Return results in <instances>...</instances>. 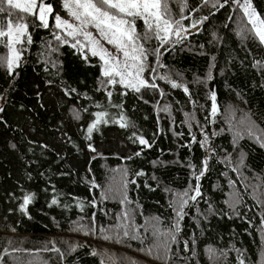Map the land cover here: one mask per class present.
Here are the masks:
<instances>
[{
	"label": "trees",
	"instance_id": "16d2710c",
	"mask_svg": "<svg viewBox=\"0 0 264 264\" xmlns=\"http://www.w3.org/2000/svg\"><path fill=\"white\" fill-rule=\"evenodd\" d=\"M44 2L53 8L47 29L36 16L12 10L13 20L25 16L32 43L17 45L21 61L13 76L0 68V264H165L156 258L164 240L167 264H264V46L247 31L242 9L232 0L223 8L212 7L214 0H167L173 19L190 18L182 21L188 31L163 47L154 33L143 39L146 28L137 19L146 63L157 69L144 77H155L157 89L136 93L119 84L102 89L99 58L85 49V59L70 37L61 45L53 35L56 15L70 19L64 0ZM252 4L264 18V0ZM8 19L0 13L5 31ZM8 55L0 44V56ZM67 88L76 92L66 96ZM106 91L135 127L101 124L87 139L95 112L119 116ZM205 159L201 195L184 197L179 219V196L195 195L193 172ZM26 193L33 200L25 213ZM178 221L172 242L164 234L175 232Z\"/></svg>",
	"mask_w": 264,
	"mask_h": 264
},
{
	"label": "snow or ice",
	"instance_id": "6c2138e0",
	"mask_svg": "<svg viewBox=\"0 0 264 264\" xmlns=\"http://www.w3.org/2000/svg\"><path fill=\"white\" fill-rule=\"evenodd\" d=\"M210 0H203V3L207 4ZM229 0H214L212 2V7L223 8L228 4ZM236 3L243 11L245 17L247 18L248 24L251 28L247 31L253 35V38L258 40L261 46H264V18H261L260 14L253 7L252 0H232ZM63 7L67 10L69 16L76 21L75 24L63 19L60 15L55 16V29L58 32H54L53 35L61 45L69 44V40L65 37H70L73 41L70 46L72 48H78L81 55L85 59L88 57L84 55V50L91 54L93 57H98L101 63V77L100 85L104 89L107 86H115L117 84L121 85L124 89L130 90L136 93L141 92L144 88L157 89V84L155 83V77L151 79L145 78L144 73L150 71L155 73L157 69L155 67H150L146 61L148 59V50L140 43L141 37L136 31L135 23L137 19L143 20L146 31L143 36L144 40L152 38L154 33L155 39L160 42V46L163 47L164 44L170 42V37L175 35L176 37H181L182 33L188 31V28L182 23L183 19H189L188 16H181L180 19H173L171 12L168 7L167 0H64ZM186 5H181V13L184 12ZM13 9H18L21 13L34 15L40 22V26L47 29L49 28L48 17L53 12V8L50 4L44 2V0H0V13L7 12L8 14V24L7 31L4 30L3 22L0 20V38L7 37V40L0 39V44H5L8 48L9 55L7 57L0 56V68H6L9 76L14 75L15 68L20 66L21 61V48L17 45L24 43L31 44L32 37L28 33V24L25 23V16H18L16 20L12 19L14 15ZM38 10V14H37ZM207 17H202L200 21L193 20L192 27H196L197 23H202ZM89 27L95 28L96 33L99 37L93 35L92 32L87 31ZM63 33V36L59 34ZM238 35H243V33H238ZM82 38V39H81ZM112 45L116 52L122 54L123 59L119 55H114L109 52L101 43V41ZM157 55V64L163 67L159 63V48L155 50ZM214 59V58H213ZM257 66H261L257 62ZM160 79H164L171 84L172 88H183V91L188 94L189 89L183 84H178L171 80L167 75L160 76ZM211 73L208 75L210 80ZM66 96H70L72 93L76 92L74 88H67L64 90ZM127 91L121 93V95H126ZM163 94V93H161ZM106 96L108 98V106L120 109L118 118L116 116L110 115L109 112L104 109L95 112L94 120L88 125L86 129V138L91 139L92 133L99 130V125L115 123L121 128L135 127L123 114V106L120 104H115L112 100L113 92L106 91ZM85 99H90L85 95ZM212 113L214 114L217 110L216 106V95L213 92L211 94ZM98 109H103V105L95 104ZM4 109L0 107V112ZM74 118L79 120L81 118L80 112L73 109ZM87 111V109H84ZM163 111H168L164 108ZM187 115V114H186ZM190 127V126H189ZM135 135V134H134ZM141 145L151 147L147 140L142 137H136ZM193 142H196L193 136ZM207 137H205L204 142L201 143V147L207 142ZM264 146V145H262ZM91 151H95L91 145H89ZM140 153H136L139 155ZM208 161L205 159L203 161L204 168L198 172H193V177L196 180V184L192 189L195 191V195L189 196L188 191L183 192L179 196V209L176 215L179 219L183 218V208L187 205L188 199L195 201L200 193V179L204 176L207 170ZM137 175H144L143 172L137 173ZM135 183V181H131ZM95 186V185H93ZM192 186L190 185V188ZM188 197V199H184ZM33 195L25 194L23 196V202L20 204V210L22 212L27 211L28 205L32 202ZM127 201V196L125 195L121 203ZM239 202V201H237ZM58 203L56 198L51 201L52 205ZM125 218L127 214L125 213ZM264 224V221H262ZM175 232H169L164 235L171 236V241L175 242L176 232H179V221L174 226ZM78 230H84L85 234H88V230L81 226ZM101 231H104L103 229ZM125 237H129V232H124ZM105 239H110L111 237L105 235ZM135 239V236L129 237ZM156 248L160 250L161 255L156 258L164 259L165 264H167L168 253L171 251L168 240H164L162 243L156 245ZM54 251H59V249H53ZM75 249H73L74 251ZM184 250H188L187 243H185ZM154 249L148 250V255H152ZM211 251V250H209ZM96 253L94 252L93 255ZM239 259V258H238ZM239 264H244L243 259H239Z\"/></svg>",
	"mask_w": 264,
	"mask_h": 264
},
{
	"label": "rangeland",
	"instance_id": "374dc122",
	"mask_svg": "<svg viewBox=\"0 0 264 264\" xmlns=\"http://www.w3.org/2000/svg\"><path fill=\"white\" fill-rule=\"evenodd\" d=\"M21 2H23V0H21ZM37 14H38V10H37ZM69 18H70V19L68 20L69 22H71V23H73V24L76 23V21H74L70 16H69ZM246 19H247V18H246ZM87 31L92 32L93 35L96 36V38L99 39V37H98V35H97V33H96V29H95V28L89 27V28L87 29ZM101 43L103 44V46H104L109 52H111V53L114 54V55H119L120 58L123 59L122 54L117 53V52H116V49H115L112 45L107 44V43L104 42L103 40L101 41Z\"/></svg>",
	"mask_w": 264,
	"mask_h": 264
}]
</instances>
